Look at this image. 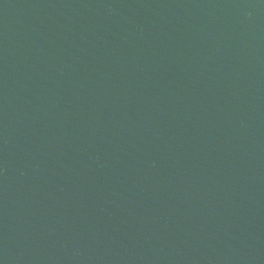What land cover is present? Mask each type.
<instances>
[{
  "label": "water",
  "instance_id": "water-1",
  "mask_svg": "<svg viewBox=\"0 0 264 264\" xmlns=\"http://www.w3.org/2000/svg\"><path fill=\"white\" fill-rule=\"evenodd\" d=\"M0 264H264V0H0Z\"/></svg>",
  "mask_w": 264,
  "mask_h": 264
}]
</instances>
